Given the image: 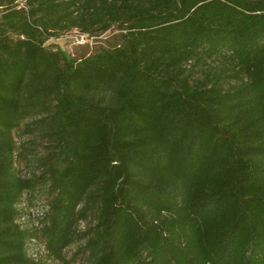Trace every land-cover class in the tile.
<instances>
[{
	"label": "trees",
	"instance_id": "16d2710c",
	"mask_svg": "<svg viewBox=\"0 0 264 264\" xmlns=\"http://www.w3.org/2000/svg\"><path fill=\"white\" fill-rule=\"evenodd\" d=\"M0 10V264H34L31 237L57 264H264V0ZM114 27L79 59L48 45ZM31 117L47 152L21 176ZM38 200L42 227L21 229Z\"/></svg>",
	"mask_w": 264,
	"mask_h": 264
},
{
	"label": "rangeland",
	"instance_id": "374dc122",
	"mask_svg": "<svg viewBox=\"0 0 264 264\" xmlns=\"http://www.w3.org/2000/svg\"><path fill=\"white\" fill-rule=\"evenodd\" d=\"M1 1V0H0ZM5 1V0H4ZM19 5V1L16 2ZM15 3V4H16ZM1 11V10H0ZM118 34V30L114 27L109 32L102 35L100 38L89 41L88 46L79 47L80 44L76 43L75 36L66 35V37L61 38L58 41L52 40L48 45L52 47H62L72 58L79 59L83 56H88L99 50V47L108 48L113 37ZM39 120L38 117H31L21 123L18 130L14 132L15 141V168L21 176H29L32 173H37L38 171V161L45 156L46 150V140L43 138L40 131H34L29 133L25 126L31 122ZM93 217L90 221L80 222L78 224V230L84 231L88 225L93 224ZM78 247V244L72 245L65 250V256L70 257L71 253Z\"/></svg>",
	"mask_w": 264,
	"mask_h": 264
},
{
	"label": "built area",
	"instance_id": "2783aa9c",
	"mask_svg": "<svg viewBox=\"0 0 264 264\" xmlns=\"http://www.w3.org/2000/svg\"><path fill=\"white\" fill-rule=\"evenodd\" d=\"M19 8L26 9L25 3L21 2ZM76 43L82 45L88 42L86 36H80ZM47 203L44 200H38L32 207L24 209L23 215L17 220V224L20 225L21 229H30L39 231L42 227V220L48 211ZM26 255L34 264H57L52 260L47 259L48 251L45 243L37 237H31L26 243Z\"/></svg>",
	"mask_w": 264,
	"mask_h": 264
}]
</instances>
